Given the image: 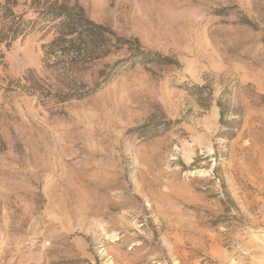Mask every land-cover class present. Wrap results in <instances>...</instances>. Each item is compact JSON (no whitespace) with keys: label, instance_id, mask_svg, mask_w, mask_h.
Segmentation results:
<instances>
[{"label":"rangeland","instance_id":"obj_1","mask_svg":"<svg viewBox=\"0 0 264 264\" xmlns=\"http://www.w3.org/2000/svg\"><path fill=\"white\" fill-rule=\"evenodd\" d=\"M54 1L129 41L83 69L54 23L0 41V264H264V0H0V33Z\"/></svg>","mask_w":264,"mask_h":264},{"label":"trees","instance_id":"obj_2","mask_svg":"<svg viewBox=\"0 0 264 264\" xmlns=\"http://www.w3.org/2000/svg\"><path fill=\"white\" fill-rule=\"evenodd\" d=\"M40 21L54 23L57 27L56 36L45 46L46 58L52 61L48 64L50 67L61 66L64 68L83 69L88 62L109 55L129 41L115 34L110 28L88 17L83 7L79 5L71 7L65 3L60 4L58 1H54L47 8L39 10L37 17L32 20L19 19L7 34L0 33V41H7L9 43L8 41L34 29ZM108 34H111V36ZM52 57H54V60ZM129 62L178 64L177 61L168 56L162 55L159 52L144 50L140 46L137 47V52L132 58L121 60L118 64ZM100 87L101 83H97L84 90H70L69 92L60 94L54 92L48 95L56 97L59 101H66L90 95ZM193 87L200 91L205 88V86L197 84H194ZM37 93L38 95L42 94L40 92ZM261 97L264 104V95ZM218 106L220 107V123L223 126L225 124V110L220 100L218 101ZM178 122L179 120L166 117L161 121L153 119L139 126L137 129L141 134L151 132V135L154 136L164 130L171 129ZM235 123H237L235 118L229 122L227 121V127H231L226 132V136L229 139L236 136V131L241 124V120L238 121L237 125Z\"/></svg>","mask_w":264,"mask_h":264}]
</instances>
